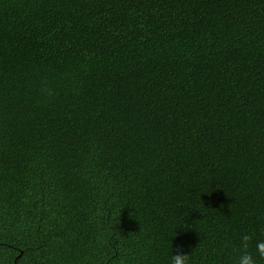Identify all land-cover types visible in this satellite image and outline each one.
<instances>
[{
  "label": "trees",
  "instance_id": "obj_1",
  "mask_svg": "<svg viewBox=\"0 0 264 264\" xmlns=\"http://www.w3.org/2000/svg\"><path fill=\"white\" fill-rule=\"evenodd\" d=\"M258 242L264 0H0V264Z\"/></svg>",
  "mask_w": 264,
  "mask_h": 264
},
{
  "label": "clouds",
  "instance_id": "obj_2",
  "mask_svg": "<svg viewBox=\"0 0 264 264\" xmlns=\"http://www.w3.org/2000/svg\"><path fill=\"white\" fill-rule=\"evenodd\" d=\"M242 242H244V246L246 247V242L249 240L247 235L242 236ZM256 250L259 256L264 257V242H258L256 245ZM187 255L176 254L171 256V264H186ZM237 264H255L253 257L247 253H242L237 261Z\"/></svg>",
  "mask_w": 264,
  "mask_h": 264
}]
</instances>
